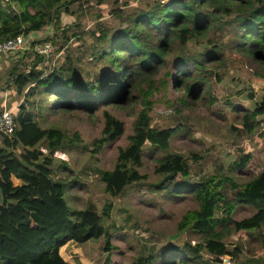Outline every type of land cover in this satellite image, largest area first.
I'll use <instances>...</instances> for the list:
<instances>
[{"label":"trees","instance_id":"obj_1","mask_svg":"<svg viewBox=\"0 0 264 264\" xmlns=\"http://www.w3.org/2000/svg\"><path fill=\"white\" fill-rule=\"evenodd\" d=\"M97 1L101 4L105 0ZM76 2L78 9L72 10ZM6 3L15 5L18 10L17 14L8 13L0 0V42L42 32L53 24L52 34L44 40L36 37L31 44L56 43L61 39L65 45L72 37L83 38L86 32L69 34L71 26L63 25L62 14L76 15L80 19L85 12L92 13V5L85 7L90 0H8ZM119 3L120 0H115V5ZM130 3L127 0L111 10L126 23L116 34L103 25L101 12L95 15L98 31L91 32L95 42L88 56L92 57L90 66H96L94 69H79L69 55L66 63L46 74L39 66L46 56L28 50L33 62L29 64L19 57L11 73L16 85L28 87L26 99L32 107L30 97L47 93L48 99L52 97L48 105L52 111L77 110L92 115L101 109L104 128L91 143L93 155L125 133V122L114 110L137 114L129 143L119 149L114 168L99 170L105 191L113 197L123 194L130 185L148 179V174L141 172L146 146L167 152L171 139L180 129L153 127L156 94L162 90L167 93L171 86L184 90L177 101L185 108L203 98L210 77L220 79L212 69L225 62L229 44L224 39L228 34L233 37L230 46L235 41L239 53L264 68V0H156L146 8L127 10ZM192 43L198 51L187 54L185 50ZM16 54L21 55V51ZM65 73L74 74L65 77ZM256 74L264 77L259 72ZM215 99L211 98V102ZM25 108L23 106L16 115L13 136H4L0 146V264H76L62 255L61 248L69 241L85 243L103 236L108 239L107 247L113 249L106 224V219L111 218L113 202L107 201L102 211L94 201H88L82 209H73L67 199L70 181L61 174L62 169H73L65 160L57 165L54 157L57 151H67L68 147L81 144V135L78 132L69 135L54 126L44 128L38 114ZM236 110L244 111L242 128L236 130L252 134L258 127V117L264 115V96L259 107ZM192 157L201 158L198 154ZM188 160L166 153L155 168L162 176L156 187L172 188L176 197L183 193L193 195L199 207L188 211L178 228L202 234L203 242L194 246L191 242L185 243L183 249L172 246L168 256L140 254L133 264L159 261L163 264H222L224 256L242 251V246L230 251L223 240L230 233V224L238 233L264 227V170L243 184L232 176L221 175L188 183L191 178ZM249 161L250 155H246L234 164L244 168ZM180 175L184 183L177 182ZM240 204L250 205L256 211L235 220L233 216ZM261 238L264 246V233ZM203 251L214 257L204 258ZM251 261L264 264V255L255 256Z\"/></svg>","mask_w":264,"mask_h":264},{"label":"rangeland","instance_id":"obj_2","mask_svg":"<svg viewBox=\"0 0 264 264\" xmlns=\"http://www.w3.org/2000/svg\"><path fill=\"white\" fill-rule=\"evenodd\" d=\"M126 1L120 0V3L115 5V0H105L101 4L97 0H90L85 7L92 5L90 9L92 13L85 12L86 14L80 19L76 15L62 14L63 25L71 26L69 34L78 31L86 32V35L81 39L72 37L65 45L63 40H57L53 43L55 54L39 66L48 74L55 67L66 63L67 57L72 55L79 69L83 71L94 69L96 66H90L92 57L88 56L91 52L90 47L95 42L91 32L98 31L95 15L101 12L104 15L101 18L103 25L111 28L112 34H116L126 26V23L112 14L111 10L121 7ZM155 1L130 0L127 10L146 8ZM78 6L76 2L71 8L77 10ZM77 21L80 23V28H77ZM231 28L233 29L232 26ZM52 32L53 24L43 29L39 39L44 40ZM224 40L229 44L225 50V62L212 69L220 79L210 77L203 98L192 102L189 107H182L177 98L184 93V90H175L171 85L167 93L162 90L154 96L153 127L180 129L171 139L167 152L146 146L141 172L148 174V179L130 185L117 197L105 191V183L99 170L114 168L119 149L129 143V135L133 132V122L137 114L135 112L129 114L126 110H114L117 117L125 122V133L117 140L107 143L99 154L93 155L91 143L101 135L104 128L101 109L92 115L77 110L52 111L48 106L49 101L52 103V97L48 99L47 93L30 97L29 100L33 102L32 107L24 97L26 88L23 89L25 91L21 93V103L15 109L16 113L13 112L15 117L21 108L26 106L27 111H35L38 114L42 127H59L69 135L78 132L83 139L81 144L54 154L57 165L61 160H65L73 169L70 171L62 169L63 173H61L67 181H70L67 194L69 205L73 209H82L88 201H94L100 211L107 201L113 202L114 205L111 218L106 219L111 235L110 245L113 249L107 247L106 236L85 243L69 241L61 248L62 255L68 261L76 264H133L134 258L140 254L156 253L159 257L168 256V249L172 246L183 249L185 243L191 242L194 246L198 242H203L202 234L192 229L178 228L182 217L188 211L199 207L193 195L183 193L180 197H176L172 194V188L158 189L156 187L162 176L155 172V168L166 153L178 154L189 159L191 178L186 181L188 183L203 180L211 175H221L232 176L237 182L243 184L264 170V115L258 117L259 123L254 133L247 134L245 131L236 130L237 127L242 128L244 115V111L236 109L238 107L254 109L261 103L264 96V77L256 73L264 75V68L244 53H239L235 41L230 46L233 40L232 34H228ZM197 51L198 48L194 43L185 50L187 54ZM32 58L30 56V59ZM76 58L81 60L76 61ZM73 74L65 73V77ZM11 79V75L6 78L4 88L15 85L13 80L12 84H9ZM251 93L253 96L250 95ZM211 98H216L214 103L211 102ZM44 100L42 112L39 113L40 105ZM43 149L45 148L41 147V150L47 153ZM18 150L21 151L22 148ZM194 154L200 155L201 158H193ZM246 155H250L247 165L244 168L236 167L234 162ZM177 179L178 183H184L181 175ZM255 211L256 209L250 205L240 204L233 218L239 220L252 215ZM230 228V233L223 240L230 251H233L236 246H242V251L233 256H224L222 264H253L251 261L253 257L264 255L261 238L264 227L254 232L239 233L231 224ZM202 256L206 259L214 257L206 251L202 252ZM169 262L173 261L169 260ZM157 264H163V261ZM171 264H178V262Z\"/></svg>","mask_w":264,"mask_h":264},{"label":"crops","instance_id":"obj_3","mask_svg":"<svg viewBox=\"0 0 264 264\" xmlns=\"http://www.w3.org/2000/svg\"><path fill=\"white\" fill-rule=\"evenodd\" d=\"M6 1H8V0H2V5L3 6L5 5L4 9L10 14H17L18 9H16L15 5L7 4ZM42 32L32 33L33 36L35 35L34 41H35L36 37L37 38L41 37ZM29 54H30V51L25 52V54L23 56H21V58L25 59V62H29V61L32 62L33 58L30 59ZM31 57H33V56H31ZM21 58H19V59H21ZM19 59H16V55H14V53H8V54L0 55V110L7 109V110H12L13 112H15L16 111L15 109H17V107L21 103V98H22L21 93L24 92L25 90H26V92L24 94V97L26 98L28 87H25L26 88L25 89V88H21L15 84L14 86H10V88H8V87L4 88V85L6 83V78L9 75H11L12 70L15 66V63L18 62ZM12 80H14L13 77L9 81V84H12V82H11ZM23 89H25V90L23 91ZM21 110H22V108H21ZM3 143H4V136L0 133V146H2ZM18 152H21V151L18 150Z\"/></svg>","mask_w":264,"mask_h":264},{"label":"built area","instance_id":"obj_4","mask_svg":"<svg viewBox=\"0 0 264 264\" xmlns=\"http://www.w3.org/2000/svg\"><path fill=\"white\" fill-rule=\"evenodd\" d=\"M34 40L33 34L31 35H19L16 38H11L6 41L0 42V55L14 53L16 59L23 56L28 50L36 51L39 54L45 55L46 59L49 60L55 53V46L51 42L38 43L36 45L31 44ZM21 51V55L16 52ZM16 130V117L12 110L3 109L0 110V133L3 136L11 137ZM47 152L46 149H43Z\"/></svg>","mask_w":264,"mask_h":264}]
</instances>
